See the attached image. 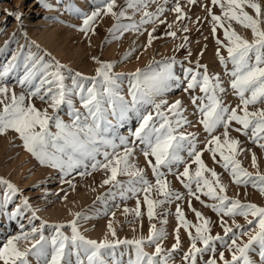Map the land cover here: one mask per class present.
Returning <instances> with one entry per match:
<instances>
[{"label":"snow or ice","instance_id":"1","mask_svg":"<svg viewBox=\"0 0 264 264\" xmlns=\"http://www.w3.org/2000/svg\"><path fill=\"white\" fill-rule=\"evenodd\" d=\"M86 2L95 9L90 14L71 0L65 10L83 18L78 30L86 37L90 32L95 33L99 18L110 15L115 23L108 29L105 43L120 39L128 31H139L145 24H155L157 20L161 24L166 22L160 16L166 11L164 5L168 0L163 3L125 0L119 11L114 10L116 0ZM188 2L195 3V0ZM38 3L44 8L52 7L48 0H38ZM153 3L157 4L156 10L148 11ZM211 4L220 9L216 14L212 8H207L211 17L208 23L217 44L216 57L228 77L227 86L220 73H210L208 66L199 60L194 67L182 68L177 75L173 70L177 63L175 57L166 62L152 61L145 68L128 73L115 72V62L93 57L99 66L95 75L86 76L56 60L51 53L41 55L29 50L25 55L22 45L10 59L0 64V135L9 131L16 133L24 149L40 165L61 173L63 183L71 185L72 182L64 178L73 171L80 176L102 172L105 178L101 187H109L97 199L104 201L107 207L106 198H135V207H125L123 214L135 218L144 216L143 203L150 225L147 236L120 239L114 227L116 214L113 212L104 238L90 239L79 227L81 219H88L84 213L76 212L69 221L50 224L40 219L38 209L33 208L21 189L0 177V217L19 221L30 212L26 217L27 228L18 222L17 233L0 239V264H33V261L35 264H109L110 261L111 264H124L125 252L121 251L117 257L120 246L131 250L127 264H169L172 254L181 248V228L189 239V247L182 257L186 264H198V260L200 264H264V205L242 201L239 192L235 197L229 196V184L223 182V174L217 172L216 167H209L203 159L204 153H209L213 164L228 174L231 184L245 189L250 186L264 196V173L259 171L256 154L242 147L240 139L230 134L231 129L264 150V107H259L264 105V4L260 0H211ZM129 9L132 15L141 13L138 23L123 22L132 19ZM169 10L176 13L177 21L186 18L179 0ZM7 14L22 21L17 13ZM233 22L250 29L252 39L241 36L233 28ZM218 29L222 30L223 38L217 36ZM182 30L188 31L186 27ZM155 31L153 27L148 32L149 46ZM165 34L173 38L177 35L176 31ZM183 39L178 49L185 47L187 37ZM9 43L8 40L4 42L0 53L7 50ZM134 52L135 49H130L122 59L127 60ZM188 55L192 53L189 51ZM10 80L22 91L17 93L15 87H10ZM125 80L127 96L122 94ZM172 89H182L189 94L192 115L205 134L203 139L198 131L182 130L195 127L186 115L183 101L176 99L169 103L162 98ZM197 89L199 94H194ZM229 91L239 101L234 107L224 100ZM35 100L47 107L38 108ZM129 118H135L137 126L129 129L127 136L119 135L117 127H122ZM137 151L144 157L146 167H139L133 161ZM246 151L251 152V167L255 172L242 165L239 157ZM181 166L182 171L179 170ZM148 169L154 182L147 176ZM169 173L187 190V206L195 214L196 223L186 218L181 204L177 203L175 242L165 249L163 242L168 233L152 221L162 205L185 199V193L173 188L172 181L167 178ZM123 176L128 179H118ZM153 192L158 199L151 198ZM17 198L20 199L18 204L15 203ZM193 200L211 209L217 221L193 207ZM11 205L14 207L10 208ZM238 216L245 219V224L237 221ZM37 220H40L38 226ZM160 223L166 224L167 220L161 219ZM213 226L220 227L223 234H213ZM66 227L70 234L64 231ZM22 242L24 247H21ZM146 244L154 246L155 250L145 251ZM218 245L224 250H220L217 257ZM225 250L230 253V259L225 257ZM251 253L258 256V262ZM205 254H208L207 259H204Z\"/></svg>","mask_w":264,"mask_h":264},{"label":"rangeland","instance_id":"2","mask_svg":"<svg viewBox=\"0 0 264 264\" xmlns=\"http://www.w3.org/2000/svg\"><path fill=\"white\" fill-rule=\"evenodd\" d=\"M52 5L50 8H44L38 0H0V47H3L6 40L10 41L7 50L0 53V64L5 63L10 59L11 55L24 46V54L30 50L32 52H39L43 55L44 52L51 53V56L61 63L72 68L76 72H80L86 76L95 75V69L99 66L92 58L97 57L101 61L115 62V72H134L137 68H145L152 61L166 62L170 58L175 57L177 63L174 65V71L177 75L181 74V69L189 66H195L197 60L201 64H206L210 73H220L222 80L227 86L228 77L224 75L223 66L219 64L216 57L217 44L211 32V25L208 21L211 17L208 15L207 8H212L216 14L220 13L217 6L211 4V0H195V3H189L188 0H179L186 18L183 21L176 20V13L170 11L175 6L176 0H168L165 6L166 11L160 16L161 20H165L164 24L159 23V20L153 23L143 25L139 31H128L120 39H110V42L105 43V39L109 37L108 29L115 23V20L110 16H102L95 24V33H89L88 37L83 32L78 30V26L82 25L83 18L66 11L65 8L69 0H48ZM95 0H93V3ZM158 3H163V0H157ZM264 4V0H260ZM76 7L82 11L91 13L95 10L86 0H71ZM117 7L115 11H119L124 6L125 0H116ZM156 3L150 4L148 11H155ZM250 13L251 9H247ZM8 12H14L22 17L17 20L15 16H9ZM131 20H123L124 23H131L133 21L139 22L141 13L137 12L132 15V10H128ZM200 18L197 20V18ZM171 24L172 28L169 29L168 25ZM233 28L243 37L251 40L252 33L250 29H245L241 25L233 22ZM155 27L156 31L153 33L155 37L151 45H148V32L152 31ZM187 28L188 31L184 32L182 29ZM168 31H176L175 38L166 35ZM14 34V36H13ZM187 37V42L184 48L178 49V45L184 42V37ZM217 36H222V30L217 31ZM37 45L39 48H37ZM206 46V47H205ZM130 49H135L134 54L127 60L122 59L124 54ZM189 51L192 53L188 55ZM203 51V55H200ZM223 52L224 50L221 49ZM226 55V52L224 53ZM231 67V65H229ZM10 87H15L17 93L22 89L15 85L14 81H9ZM122 94L127 96V81L123 82ZM199 94L197 89L196 93ZM169 103L176 99H181L187 109L186 115L189 120H192L195 127H186L184 131H198L201 133L200 139L204 138L202 128L196 124V117L192 115L193 106L190 103L189 94L183 92L182 89H172L163 97ZM225 103L231 104L233 107L239 103L238 99L234 97L231 92L224 97ZM38 108L47 107L46 104L38 100L34 101ZM76 106L79 107V101H76ZM264 107V105H259ZM151 111V109H149ZM51 112V109H49ZM65 120L68 117L61 113ZM115 123V120H113ZM137 126L135 118L126 120L122 127H117L119 135L127 136L129 129H134ZM230 134L238 137L242 142V147L251 149L258 158L259 171L264 173V150L260 149L256 144L249 142L248 138L240 135L239 133L230 129ZM251 133H249L250 135ZM203 145H200L202 147ZM251 152L243 153L239 158L242 165L250 172H255L256 169L251 167ZM186 156V153H184ZM139 167H146L144 157L137 151L136 155L132 158ZM205 163L209 167H216L217 172L222 173V180L225 184H229L228 195L235 197L239 192V199L242 201L253 202L258 205H264V196H261L259 191L251 188L250 186L245 189L244 187H237L230 183V178L224 170L214 165L210 154L205 152L203 155ZM195 166L193 165V168ZM180 171L183 170L181 166ZM83 171V169H79ZM147 176L154 182V177L150 169L147 170ZM0 177L10 180L19 189H21L23 196L29 198V202L33 208L38 209L37 215L42 220H47L50 224L57 222H66L73 219V213L82 212L88 219H81L79 221L80 230L83 234L90 238L100 240L104 238L107 232V223L113 220L112 213L114 212L115 221L114 227L117 229V237L120 239L139 237L141 235L147 236L149 232V221L146 215V205L141 204L142 212L145 215L140 218H135L131 214L125 216L123 209L125 207H135L136 200L125 199L122 200L116 196L115 200L107 199V207L104 201L98 200L97 197L107 192V185L101 187V181L104 175L100 171L93 172L91 175L80 176L76 171H73L69 176L64 179L70 180L71 185L63 183L61 173L54 168L43 166L28 153L21 140L17 137L16 133L9 131L7 134L0 135ZM172 181V186L175 190L185 193V199L181 201H173L171 204H164L157 209V217L152 221L158 228L163 227L168 233L167 238L163 242L165 249L171 248L174 241V228L177 221L175 218L176 204H181L185 216L188 220L196 223L195 214L187 206V190L183 188L172 174L167 177ZM121 180H127L128 177H118ZM74 186V187H73ZM95 189V191H93ZM247 192V196H245ZM141 194V198H142ZM66 196V198H65ZM151 198L158 199L159 197L155 192L151 194ZM209 203L207 197H201ZM20 199L17 198L15 203H19ZM193 207L202 211L206 216L210 217L213 221H217V217L211 209L205 208L198 201H192ZM14 207V205H11ZM107 213V214H105ZM30 212H26L24 217L19 221H9L6 217H0V239H6L10 234H15L19 231L18 222L25 224L28 227L26 217ZM166 219V224H161L160 220ZM240 224H245V219L241 216L236 217ZM40 220L35 221L38 226ZM64 231L70 234V229L65 228ZM194 231V230H193ZM223 234L222 229L218 226H213V234ZM48 233L46 232V235ZM109 239L112 237L109 235ZM181 248L172 254L169 264H186L183 261V252L187 251L189 247V239L187 233L183 228L180 230ZM243 239H247L244 237ZM24 242L21 247H24ZM199 246V245H198ZM154 246L145 245V251L153 252ZM221 249L218 245L217 257ZM125 252L123 256L124 264H127L128 253L130 249H125L120 246L117 250V257L119 253ZM254 260L259 261L255 253L250 254ZM225 257L230 259V253L225 250ZM208 258L205 254L204 259ZM31 259V258H30ZM35 264V261H33ZM111 264V261L109 262ZM198 264L200 261L198 260Z\"/></svg>","mask_w":264,"mask_h":264}]
</instances>
